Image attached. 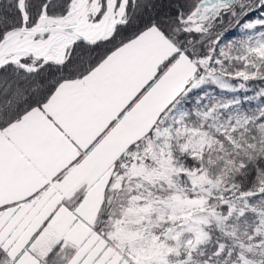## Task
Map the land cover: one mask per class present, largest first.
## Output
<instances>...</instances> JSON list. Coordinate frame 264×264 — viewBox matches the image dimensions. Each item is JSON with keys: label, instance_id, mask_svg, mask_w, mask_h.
<instances>
[{"label": "snow or ice", "instance_id": "1", "mask_svg": "<svg viewBox=\"0 0 264 264\" xmlns=\"http://www.w3.org/2000/svg\"><path fill=\"white\" fill-rule=\"evenodd\" d=\"M257 82L264 0H0V264H264Z\"/></svg>", "mask_w": 264, "mask_h": 264}, {"label": "trees", "instance_id": "2", "mask_svg": "<svg viewBox=\"0 0 264 264\" xmlns=\"http://www.w3.org/2000/svg\"><path fill=\"white\" fill-rule=\"evenodd\" d=\"M257 87V89L259 88V87H262V86H264V85H260L258 82H257V84L256 85H250V87ZM253 93H251V92H249V95H252ZM254 104L256 103V102H253Z\"/></svg>", "mask_w": 264, "mask_h": 264}]
</instances>
